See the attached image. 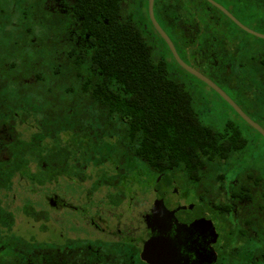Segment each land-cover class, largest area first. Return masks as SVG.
Returning <instances> with one entry per match:
<instances>
[{"label":"flooded vegetation","instance_id":"obj_1","mask_svg":"<svg viewBox=\"0 0 264 264\" xmlns=\"http://www.w3.org/2000/svg\"><path fill=\"white\" fill-rule=\"evenodd\" d=\"M114 1L123 16L141 13L142 0ZM186 1L190 11L180 14L196 16L188 27L195 34L189 37L188 56L180 57L264 129V55L237 61L241 45L227 34L232 26L249 33L231 18L247 27L233 11L237 0ZM251 1L264 5V0ZM47 5L61 9L62 0H47ZM168 5L167 12L179 13L177 0ZM155 16L163 28L161 15ZM199 81L237 117L214 111L213 101L201 97L196 104L201 121L219 131L238 128L247 143L260 140L264 146L261 133ZM96 107L101 106L57 105V136L41 140L38 153L31 147L39 122L29 118L27 106L16 120H0V264H264V210L254 209L247 153L222 163L174 168L171 161L141 157L123 136L100 127V120L87 121L80 141L75 129H60L62 108ZM5 115L10 114L0 117ZM219 116L223 124L212 119ZM226 140L237 138L227 135ZM46 143H54L52 162ZM169 193V199L177 197L169 200L171 207L164 198ZM158 242L162 251L145 256Z\"/></svg>","mask_w":264,"mask_h":264},{"label":"trees","instance_id":"obj_2","mask_svg":"<svg viewBox=\"0 0 264 264\" xmlns=\"http://www.w3.org/2000/svg\"><path fill=\"white\" fill-rule=\"evenodd\" d=\"M142 1L145 12L142 5V14L129 18L114 0H62L56 10L47 0H0V114H10L0 120H16L27 106L29 118L39 122L31 147L36 153L42 152L41 140L57 136V105L101 106L61 109L60 129H75L78 141L87 121L100 120V127L123 136L141 157L171 161L174 168L222 163L247 153L254 209L264 210V146L247 143L238 128L219 131L201 121L198 96L159 54L161 41L178 65L150 20L148 0ZM177 1L175 14L159 0V15L185 58L195 34L188 27L196 16L180 14L189 5ZM193 53L198 55L197 49ZM227 135L237 140H226ZM45 152L52 162L54 143H46Z\"/></svg>","mask_w":264,"mask_h":264},{"label":"rangeland","instance_id":"obj_3","mask_svg":"<svg viewBox=\"0 0 264 264\" xmlns=\"http://www.w3.org/2000/svg\"><path fill=\"white\" fill-rule=\"evenodd\" d=\"M160 2H165V4H168V0H160ZM160 2L159 0L156 1L155 4V15L159 16L160 12ZM257 4V5H256ZM143 5V13L145 12V5ZM234 13L237 16V18L245 24L247 27H249L251 30L264 35V5L262 3H256L252 2L251 0H237L236 6L234 7ZM142 12L140 14H142ZM229 38H234V42L237 43V45H241V49H239V54L237 56L235 55V59L237 58V61H241L244 59L246 61V58L254 57V56H262L264 55V39H260L258 37H255L254 35H251L249 33H246L244 31H241L235 27H231L230 31H228ZM157 50L159 51V54H161L169 63L171 71L178 75L180 78H182L184 81L187 82L190 88L195 92V94L198 96V99H201V97H208L213 102L209 103L211 104V107H213L214 111H225V113L230 118H237L232 111L220 100L217 99V97L206 89L205 85L201 83L199 80H197L195 77H192L191 75L187 74V72L183 71L176 63L172 60V57L170 56L169 52L167 51L165 45L161 41L157 42ZM189 62V61H188ZM245 69V68H242ZM197 103L199 101L197 100ZM203 117L206 115L205 108L203 110V113L201 114ZM213 120L217 119V122L219 124H223L224 120L222 116L219 117H212ZM241 127L247 132L246 125L244 123H240ZM248 133V132H247ZM260 145H263L260 140H258ZM262 152H264V148H262ZM165 196V194L158 193L159 197ZM168 197H164L168 200V206L171 207L174 203L173 201H169L172 198H176V195L174 194L173 197L169 199L170 196H172L170 193L168 194ZM171 202V203H170Z\"/></svg>","mask_w":264,"mask_h":264},{"label":"water","instance_id":"obj_4","mask_svg":"<svg viewBox=\"0 0 264 264\" xmlns=\"http://www.w3.org/2000/svg\"><path fill=\"white\" fill-rule=\"evenodd\" d=\"M209 2L213 3L216 5V3L213 0H208ZM155 0H148V11H149V17L150 20L154 26V28L157 30V32L160 34V36L164 39V41L166 42V44L168 45L174 59L176 60V62L183 68L185 69L188 73H190L191 75L195 76L196 78H198L199 80L203 81L204 83H206L209 87H211L212 89H214L217 93H219L240 115L241 117L249 124L251 125L254 129H256L257 131H259L261 133V135L264 137V129L259 126L256 122H254L252 119H250L242 110L241 108L221 89L219 88L213 81H211L210 79H208L206 76H204L202 73H200L199 71H197L196 69H194L193 67L189 66L187 63H185L182 58L180 57L175 45L173 44L172 40L170 39V37L167 35V33L163 30V28L160 26V24L158 23L156 16H155ZM231 16V15H230ZM231 18L239 25V27H241L243 30L257 36L260 38H264L263 35L256 33L250 29H248L247 27L243 26L239 21H237L233 16H231ZM164 247L160 245V243H156V244H152L151 248H147L145 250V256L149 255L150 253L152 254H156L157 251H162ZM161 249V250H159ZM149 262H151L149 259H147Z\"/></svg>","mask_w":264,"mask_h":264}]
</instances>
